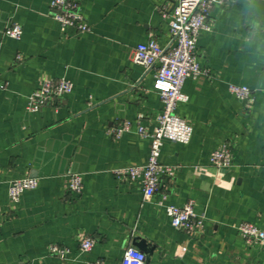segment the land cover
Instances as JSON below:
<instances>
[{"label":"crops","instance_id":"0c3cea01","mask_svg":"<svg viewBox=\"0 0 264 264\" xmlns=\"http://www.w3.org/2000/svg\"><path fill=\"white\" fill-rule=\"evenodd\" d=\"M50 1L0 0V264H120L137 238L150 246L147 264H264V246L247 245L236 229L264 230V0L212 9V31L197 49L210 75L185 83L189 101L177 109L193 137L164 142L161 162L176 172L151 199L114 172L148 163L151 140L135 122L143 116L152 133L163 104L155 69L135 64L134 54L149 39L171 47L162 9L176 0H78L87 34L63 32ZM12 23L23 28L20 40L6 36ZM47 79H66L73 92L29 113V96ZM231 85L249 87L254 102L239 101ZM125 121L133 128L118 137ZM225 144L233 165L216 169L211 155ZM70 173L82 177L80 195L68 189ZM27 176L38 187L11 203L10 182ZM188 203L204 219L197 235L173 228L166 214ZM82 236L96 241L88 254ZM53 246L69 249L66 260Z\"/></svg>","mask_w":264,"mask_h":264},{"label":"built area","instance_id":"2783aa9c","mask_svg":"<svg viewBox=\"0 0 264 264\" xmlns=\"http://www.w3.org/2000/svg\"><path fill=\"white\" fill-rule=\"evenodd\" d=\"M225 0H176L172 6L162 9V15L170 26L172 45L168 50L162 48L156 40L149 39L140 44L134 54V63L146 69H155L154 90L159 94L163 104L158 116V126L152 133L142 124L143 116L135 122L137 133L142 138L151 140L150 156L144 166H129L115 170L119 180L140 182L146 199H151L159 190L164 177H173L176 168L161 162L164 142L189 144L192 140L194 128L177 114L178 106L187 103L189 96L184 93V85L188 80L198 81L208 77L210 72L202 68L198 60V41L202 32H211L210 14L214 6L221 5ZM50 10L53 19L58 22L63 32L68 28L78 34L91 32V27L82 12L78 0H51ZM8 38L20 40L23 28L12 23L6 32ZM19 59V58H18ZM4 89L3 86H1ZM72 82L66 79L44 80L39 89L33 92L27 102L29 113H37L43 108L51 106L73 92ZM230 93L241 102H254L253 91L247 86L231 85ZM131 121H125L113 133L118 137L128 133L133 128ZM211 165L216 169H230L233 165V153L230 145L225 144L211 155ZM68 189L71 193L80 195L83 191L82 177L78 173H70ZM39 179L31 176L12 180L9 185V199L18 204L22 196L38 187ZM166 214L170 218L173 228L197 235L204 230V219L195 211L192 203L182 207L167 206ZM240 236L249 246H264V230L249 223L236 226ZM80 249L83 253H90L96 241L82 236ZM69 249L53 246L51 254L66 260ZM147 264V256L136 247L125 249L120 264ZM88 264H103L101 261Z\"/></svg>","mask_w":264,"mask_h":264},{"label":"water","instance_id":"95a60500","mask_svg":"<svg viewBox=\"0 0 264 264\" xmlns=\"http://www.w3.org/2000/svg\"><path fill=\"white\" fill-rule=\"evenodd\" d=\"M134 247H136L137 249H139L140 251H142L143 253H147L149 252V248L150 246H148L147 242L145 240L139 239L137 238L133 244ZM151 253V251H150ZM149 258L147 257V262H148Z\"/></svg>","mask_w":264,"mask_h":264},{"label":"clouds","instance_id":"9594fccd","mask_svg":"<svg viewBox=\"0 0 264 264\" xmlns=\"http://www.w3.org/2000/svg\"><path fill=\"white\" fill-rule=\"evenodd\" d=\"M137 264H139V262H137Z\"/></svg>","mask_w":264,"mask_h":264}]
</instances>
